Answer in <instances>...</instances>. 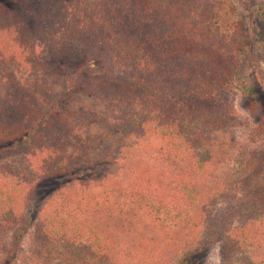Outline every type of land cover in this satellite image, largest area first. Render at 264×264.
Masks as SVG:
<instances>
[{
	"label": "trees",
	"instance_id": "trees-1",
	"mask_svg": "<svg viewBox=\"0 0 264 264\" xmlns=\"http://www.w3.org/2000/svg\"><path fill=\"white\" fill-rule=\"evenodd\" d=\"M9 1L37 17L29 0ZM54 1L77 47L64 44L58 29L40 37L23 12L0 7V108L10 105L11 128L27 132L18 148L0 149V223L15 225L28 188L47 173L84 168L95 140L83 124L57 122L65 96L84 85L103 111L99 120L124 136L116 154L104 153L99 163L130 154L129 141L155 143L157 163L127 165L118 179L73 178L55 190L42 206L38 254L55 264H171L182 250L176 264H187L226 235L224 254L261 264L254 250L264 242V155L252 162L242 208L233 211L242 225H213L219 232L197 241L207 205L199 187L210 158L201 143L231 124L222 93L250 43L229 2ZM77 56L79 64L66 62ZM94 61L102 68L96 78ZM246 92L254 109L261 97L252 87ZM192 243L197 247L186 252Z\"/></svg>",
	"mask_w": 264,
	"mask_h": 264
},
{
	"label": "rangeland",
	"instance_id": "rangeland-1",
	"mask_svg": "<svg viewBox=\"0 0 264 264\" xmlns=\"http://www.w3.org/2000/svg\"><path fill=\"white\" fill-rule=\"evenodd\" d=\"M63 1L67 3L71 0ZM204 1L217 4L218 7L230 4L232 19L242 20L249 34L250 43L246 51L237 57L231 84L222 93V100L230 112L231 119L228 118V122L231 121V124L208 132L204 135L206 140L201 143L200 150L208 151L210 158L199 187L206 193L204 202L207 203L202 214L206 224L202 223L197 236L200 244L202 238L207 241L211 233L219 232L217 228L219 225H223L221 229H232L242 225L244 218L233 211L239 204L242 208V199L247 192L244 191L245 180L251 175L252 162L259 161L264 155V125L259 126V121L264 115V0ZM29 4L38 14L37 17H30L24 13L21 6L9 0H0V7L23 12L30 25L38 27V31L35 32L39 33L40 37H46L50 31L58 29L62 35L66 34L63 36L64 44L77 47L72 42L68 25L59 23L54 0H29ZM47 10L50 11L49 15L46 14ZM79 61H82V57L77 56L75 62L68 60L66 62L75 66ZM61 63L62 61H59V64ZM90 66L95 71L92 73L94 78L101 75L99 71L102 68L98 62H91ZM101 80L107 81L103 77ZM249 87L261 97L260 103L254 109L249 107V101L245 98ZM96 105L90 90L84 85L67 94L61 102L63 111L57 122L67 123L73 127L76 124H83V130L89 131L91 138L95 140V148L84 154L86 161L84 168L76 170L75 173H47L35 187L28 188L15 225L0 223V264H55L47 261L43 252L38 254L40 240L37 237V227L45 199L55 190L66 186L73 178L84 179L95 175L98 178L118 179L123 176L127 165L137 164L139 167H145L157 163L155 143L142 144L138 141H129L131 153L123 155L118 161L99 163L104 153H113L120 148L124 136L99 120L103 111ZM10 114H15L10 105L0 108V149H16L27 137L25 130L16 132L11 128ZM3 165V161H0V166ZM230 239V236L225 235L219 242L203 245L204 249L200 255L189 256L187 264H246L245 260L243 261L244 257L238 256L234 259L228 253L224 254L223 251ZM259 245L261 247L254 250V259H260L261 264H264V242L261 241ZM196 247L197 244L192 243V246L185 250L189 252ZM183 254L184 252L179 250L171 264H176L177 259L182 258Z\"/></svg>",
	"mask_w": 264,
	"mask_h": 264
}]
</instances>
